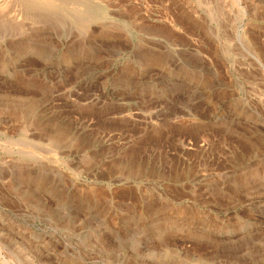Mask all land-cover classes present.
Masks as SVG:
<instances>
[{"label": "rangeland", "instance_id": "rangeland-1", "mask_svg": "<svg viewBox=\"0 0 264 264\" xmlns=\"http://www.w3.org/2000/svg\"><path fill=\"white\" fill-rule=\"evenodd\" d=\"M0 5V264H264V0Z\"/></svg>", "mask_w": 264, "mask_h": 264}, {"label": "bare ground", "instance_id": "bare-ground-1", "mask_svg": "<svg viewBox=\"0 0 264 264\" xmlns=\"http://www.w3.org/2000/svg\"><path fill=\"white\" fill-rule=\"evenodd\" d=\"M33 1H34V0H33ZM48 1H51V0H48ZM56 1H57V0H56ZM29 2H30V1H29ZM29 2H28V3H29ZM50 3H51V2H50ZM59 4H60V3H59ZM0 6L2 7V5H0ZM4 7H5V6H4ZM6 7H7V5H6ZM0 9H1V8H0ZM1 14H2V13H1ZM4 14H5V13H4ZM2 15H3V14H2Z\"/></svg>", "mask_w": 264, "mask_h": 264}]
</instances>
